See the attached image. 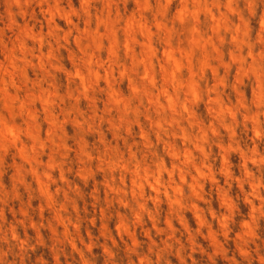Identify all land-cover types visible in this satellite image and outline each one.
I'll return each instance as SVG.
<instances>
[{"label":"rangeland","instance_id":"1","mask_svg":"<svg viewBox=\"0 0 264 264\" xmlns=\"http://www.w3.org/2000/svg\"><path fill=\"white\" fill-rule=\"evenodd\" d=\"M15 3L19 18L0 0L19 28V57L0 50V85L38 90L26 93L31 158L51 171L34 167L15 204L41 247L63 232L86 237V264H152L154 249L185 264L186 247L192 264H238L264 241V116L247 104L264 100V51L259 27H236L238 0ZM14 182L4 172L0 190Z\"/></svg>","mask_w":264,"mask_h":264},{"label":"clouds","instance_id":"2","mask_svg":"<svg viewBox=\"0 0 264 264\" xmlns=\"http://www.w3.org/2000/svg\"><path fill=\"white\" fill-rule=\"evenodd\" d=\"M39 3H43V0H33L30 5V12L37 8ZM232 7L235 10L231 14L238 21L236 27L245 29V36H247L248 22H251L253 27H259L257 35L260 37L261 51H264V0H238V3ZM12 11L16 13L17 18L20 17L15 0H13ZM28 19H34V17L30 14ZM9 25V17H0V50L13 52L19 57V28L15 23H12L11 27ZM7 90H11L15 99L2 94ZM29 91L37 92L38 90L31 87V85H25L22 81L0 85V175H3L4 172H12L15 181L10 183L7 189L0 190V264H86L85 258L91 259L89 249L85 244L86 237L81 238L76 235L69 238L65 237L63 232H60L55 243L50 240L48 245L41 247L36 235L37 225H34L15 204L19 200L16 195L18 191L27 193L25 185L28 183L34 167L42 175L47 171H51V169L45 167L44 161L36 163L31 158L33 156V144L35 143L37 151L40 145L33 140L35 128L33 121L28 118V109L35 107L29 97L26 96ZM21 101L25 102L23 109L21 108ZM247 104L250 110L257 111L261 116H264V100H261L258 106L255 100L247 101ZM35 115L38 123L44 124L42 109L36 108ZM103 115L104 112L101 111L99 116ZM99 116L97 120H99ZM113 116H115V113H113ZM121 140L124 142L120 146L125 152L129 150L128 145L130 142L134 147L136 146L134 138L125 136L123 128L116 143H120ZM21 143L28 146V159L26 160H19L17 148ZM56 154L57 160L65 165L64 171H68L67 165L71 162L59 149H56ZM100 155L105 162L113 159L102 148ZM104 167L107 168L108 164L105 163ZM33 215L38 214L33 212ZM39 227L46 228V224L42 222ZM29 230H32V235H29ZM76 245H79V248H76ZM49 247L56 250L55 256L48 250ZM142 251H147V248ZM158 252L159 249H154L151 252L152 264H167V261L158 255ZM183 254L185 264H192V250L186 247ZM236 259L238 264H264V241L258 242L257 247L248 248L247 253L242 256L237 254ZM133 261L134 264H140L135 257H133Z\"/></svg>","mask_w":264,"mask_h":264},{"label":"bare ground","instance_id":"3","mask_svg":"<svg viewBox=\"0 0 264 264\" xmlns=\"http://www.w3.org/2000/svg\"><path fill=\"white\" fill-rule=\"evenodd\" d=\"M220 5H218L219 8ZM58 8V7H57ZM221 8V7H220ZM190 10V9H189ZM200 12V11H199ZM180 14V13H179ZM181 16V15H180ZM232 20V19H231ZM199 22V21H198ZM211 28V27H210ZM213 28V27H212ZM217 29V28H216ZM196 30V29H195ZM213 30V29H212ZM193 33V32H192ZM226 34V33H225ZM192 38V37H191ZM194 38V37H193ZM201 43V42H200ZM191 49V48H190ZM242 49V48H241ZM205 52V51H204ZM203 55V54H202ZM205 57V56H204ZM236 57V56H235ZM93 63V62H92ZM180 64V63H179ZM249 66V65H248ZM248 68V67H247ZM214 69V68H213ZM212 71V70H211ZM218 75V74H217ZM260 76V75H259ZM193 83V82H192ZM260 97V96H259ZM175 99V98H174ZM217 100V99H216ZM176 101V100H175ZM222 104V103H221ZM173 105V104H172ZM255 125V124H254ZM257 132V131H255ZM159 180V179H158Z\"/></svg>","mask_w":264,"mask_h":264}]
</instances>
